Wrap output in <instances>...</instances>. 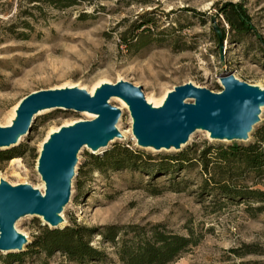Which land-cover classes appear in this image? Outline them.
<instances>
[{"label":"rangeland","instance_id":"374dc122","mask_svg":"<svg viewBox=\"0 0 264 264\" xmlns=\"http://www.w3.org/2000/svg\"><path fill=\"white\" fill-rule=\"evenodd\" d=\"M227 3L241 4L249 18V31L239 33L240 18L235 10L222 11ZM147 11L152 12L156 33L145 45L128 48L121 44V33ZM214 18L226 33L223 53L213 29ZM228 73L264 88V0H76L61 8L49 0H0L2 126L10 125L25 96L40 89L78 86L92 94L104 83L125 80L142 87L148 102L160 104L170 91L186 83L221 91V77ZM110 103L121 109L117 125L125 137L96 152L81 149L62 226L73 222L90 227L163 223L175 233L192 231L199 240L169 264H264V209L246 210V206L264 202H229L214 209L213 198L202 187L204 175L199 165L166 173L130 169L103 173L91 163L92 155H103L116 144H128L160 159L194 146L201 151L209 144L229 142L213 139L208 131L199 129L181 150L142 147L133 133L129 106L112 98ZM93 117L64 108L37 113L22 141L0 148V152L15 154L9 160L0 155V180L12 185L28 183L45 193L37 164L48 136ZM263 123L264 107L249 141ZM16 158L20 162H12ZM258 187L264 190V181ZM43 226L50 227L42 216L33 214L15 224L29 243ZM94 244L106 249L105 260L80 263L56 253L47 262L122 264L114 247L100 236H95ZM251 250L255 253H248ZM9 253L0 250V264H8ZM45 259L41 255L25 264H40Z\"/></svg>","mask_w":264,"mask_h":264},{"label":"water","instance_id":"95a60500","mask_svg":"<svg viewBox=\"0 0 264 264\" xmlns=\"http://www.w3.org/2000/svg\"><path fill=\"white\" fill-rule=\"evenodd\" d=\"M213 29L223 53L225 39L215 18ZM221 81V91L193 83L179 85L159 107L146 100L142 87L125 80L104 83L94 94L76 86L40 89L25 96L13 124L0 125V148L18 144L20 136L30 131L35 115L41 110L64 108L95 116L61 127L43 144L37 169L46 184L45 194L28 183L12 185L3 178L0 180V250L20 252L25 249L29 240L17 231L15 224L28 214L42 216L51 228L63 227L65 219L60 213L71 198L81 149L88 147L96 152L107 148L117 137L123 138L117 129L122 112L110 103L113 97L127 102L139 146L181 150L199 129L210 132V137L216 140L248 142L260 121L264 88L241 81L233 73L223 75Z\"/></svg>","mask_w":264,"mask_h":264},{"label":"trees","instance_id":"16d2710c","mask_svg":"<svg viewBox=\"0 0 264 264\" xmlns=\"http://www.w3.org/2000/svg\"><path fill=\"white\" fill-rule=\"evenodd\" d=\"M49 1L58 8L76 3V0ZM224 7L222 11L232 8L238 14L240 34L251 29L241 4L227 3ZM151 13H143L121 33V44L133 48L148 42L147 39L156 33ZM223 33L225 36L226 33ZM216 37L219 42L217 33ZM0 155L3 160L15 156L11 152H0ZM91 157V163L103 173L122 169L166 173L187 168L188 165H199L204 175L202 187L213 198L214 209H220L229 202H245L247 205L264 202V190L258 187L264 181V123L256 128L253 139L248 142L209 144L201 151H197L194 146L176 154L164 155L160 159L128 144H116L103 155L94 154ZM263 209L264 204L246 206L247 211ZM95 236H100L104 243L114 247L122 264H169L182 257L199 241L192 231L188 234L175 233L163 223L90 227L73 222L59 228L41 227L34 240L27 244V249L9 253L5 261L8 264H25L28 260L33 261L44 255L46 259L40 264H49L47 258L56 253L80 263L105 260L108 253L105 248L94 244ZM247 247L250 248V245ZM248 253L255 252L251 250Z\"/></svg>","mask_w":264,"mask_h":264},{"label":"bare ground","instance_id":"6f19581e","mask_svg":"<svg viewBox=\"0 0 264 264\" xmlns=\"http://www.w3.org/2000/svg\"><path fill=\"white\" fill-rule=\"evenodd\" d=\"M94 93H95V91H94L92 94H94ZM165 98H166V97H165ZM112 100H118V101L122 102L125 106H128L127 102H126L123 98H121V97H113ZM164 100H165V99H164ZM164 100H163L162 103H160V104H156V103H153V102H149V103L152 104V106H154V107H159V106L163 105ZM19 104H20V103H19ZM19 104H18V106H19ZM18 106H17V108H18ZM17 108H16L15 110H17ZM50 110H52V109L41 110L38 114H42V113L47 112V111H50ZM15 113H16V112H15ZM85 114H89V115H91V116H95L94 114L89 113V112H85ZM15 116H16V114H15ZM15 116H14L13 120L15 119ZM13 120L11 121L10 125L13 124ZM73 124H74V123H73ZM10 125H9V126H10ZM59 129H60V128H59ZM59 129L56 130V131H59ZM117 129H118L119 132H120V137H125V135H124V134L120 131V129L118 128V125H117ZM56 131H53V132L50 133V135H49L48 138H47V141L50 139L51 134H53V133L56 132ZM208 135L210 136L211 133L208 132ZM24 136H25V135L20 136L18 142L22 141L23 138H24ZM117 138H119V137H117ZM224 140H225V139H224ZM12 162H20V159H17V158H16V159H13ZM14 165H15V164H14ZM43 194H45V193L43 192ZM64 210H65V209H64ZM64 210L60 213V216H61L63 219H65V218H64V214H63ZM23 235L27 236V235L24 234V233H23Z\"/></svg>","mask_w":264,"mask_h":264}]
</instances>
